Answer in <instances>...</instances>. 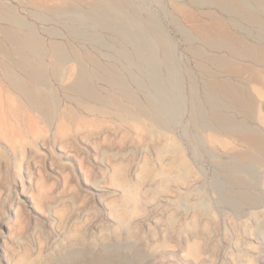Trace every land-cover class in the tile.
<instances>
[{"label":"rangeland","instance_id":"rangeland-1","mask_svg":"<svg viewBox=\"0 0 264 264\" xmlns=\"http://www.w3.org/2000/svg\"><path fill=\"white\" fill-rule=\"evenodd\" d=\"M117 1L122 13L102 15L93 12L91 0H0V27H15L23 37L27 27L9 20L10 14L18 15L33 25L45 48L40 67L45 80L40 83L13 64L18 48L0 31V96L19 95L4 77L8 69L27 85L54 95L59 111H72L77 118L65 124L55 139L53 126L39 131L48 142L38 140L35 149L30 143L38 133L18 130L15 140L24 146L20 169L9 143L0 138L11 157L0 159V264H26L27 260L39 264H264V165L238 157L247 148L238 133L218 130L213 124L202 130L197 115L200 106L210 118L205 91L213 78L228 79L249 97L260 99L264 115V97L258 96V91L264 94V81L257 84L244 71L229 74L209 57H224L236 68L252 62L216 51L203 38L226 30L256 51L264 48V41L253 24L213 0L204 4ZM56 6H73L84 14L50 10ZM149 18L154 19L152 25L146 23ZM159 36L168 41V51ZM57 44L71 60L55 66L51 61ZM195 48H200L199 53ZM255 67L263 77L264 65ZM81 68L98 94L132 106L145 128L114 104L102 106L69 90ZM110 75L121 84L109 82ZM126 89L138 106L131 104ZM152 98L165 108L168 134L173 133L183 146L192 171L188 182H170L166 190L157 184L161 164L156 147L163 140L141 113ZM88 105L94 111L86 110ZM228 112L235 120L264 131V123L244 120L234 108ZM145 163L152 174L144 170ZM234 163L242 165L248 189L227 182ZM116 168L121 171L115 173ZM120 179L138 193L140 210L127 219V227L119 225L112 212L123 195ZM242 190L257 196L258 204L245 201ZM195 245L197 252L192 251Z\"/></svg>","mask_w":264,"mask_h":264},{"label":"bare ground","instance_id":"bare-ground-1","mask_svg":"<svg viewBox=\"0 0 264 264\" xmlns=\"http://www.w3.org/2000/svg\"><path fill=\"white\" fill-rule=\"evenodd\" d=\"M191 1L197 4H204L208 0H191ZM213 1L215 4H218L219 7L221 6L222 8H224L227 12L237 13L240 15V18H244L249 23L253 24L257 29L259 39L261 41H264V0H254L257 6L251 5L249 0H213ZM90 6L93 12H95L96 14L105 15L106 11L122 13V9L120 8V4L118 3L117 0H91ZM50 10L54 11L55 13L72 12L79 16L80 15L83 16L84 14L82 11L78 10L77 8H74L73 6L72 7L66 6L64 9H61V7L56 6V7H51ZM108 14L109 13L107 12V15ZM17 16L15 14H10L9 20L18 25H24L27 27L23 37L19 35L20 32L18 29H15V27L14 28L0 27V31L6 35L10 43L14 47L18 48L17 52L19 56L13 59L12 62L14 65L20 67V69H24V71L26 70L27 74L32 79L36 80L37 82L43 83L45 79L42 73L40 72V67L43 65L44 62L43 57L45 55V48L42 45V42L37 37V35L35 34V31L32 27L33 25L31 26L30 23L29 24L25 23L21 18H18ZM152 18L151 19L149 18L150 20L146 21L147 25L151 24V22L154 21V19ZM221 22L224 23L223 20ZM222 23L221 25H223ZM136 24L138 25V23ZM200 28H203V25ZM197 29L199 30L198 26ZM206 30L208 32L210 31V29H207V25H206ZM222 30L223 29H221V31ZM203 31H205V29ZM211 34L212 36L214 35L215 37L209 38L208 36H204L203 38L204 39L203 42H205L210 48L216 51H221V50L226 51L227 53L231 54L234 57H238L244 60H250L253 64V65L247 64L236 68L235 66L232 65L231 60H228L224 57L221 56L209 57L210 60L217 62L218 65L217 67L223 70L225 69L229 74L235 72H241V71L247 72L251 76V78L255 80L257 84H260L262 83V81H264L263 80L264 76L262 77L263 74H261L257 70L259 68L256 69L255 67L256 65H264V48H261L258 51H256L254 47L251 46L250 44L245 43L244 41L242 42V38L240 40L237 36L231 34L230 32H226V30L224 33H218L215 31L214 34L213 32H211ZM158 38H160V36ZM159 42L163 46V49L165 51H168L169 49L168 41H166L163 37H161ZM19 48H22V50H19ZM199 49L195 48L194 51L196 53H199L200 51ZM2 51H3L2 45L0 43L1 54ZM65 51L57 44L53 49V58L51 64L58 66L63 62H67L69 59L71 60V58L67 56V53H65ZM209 75L213 76V74H209ZM88 76L89 75L87 71L84 68H81L74 77V79L69 83L68 89L71 90L73 93H77L81 96L87 97L93 100L94 102L95 101L102 102L103 103L101 104L102 106H104V104L108 105V103H110L111 105L114 104V106L117 107L115 108L117 111L121 112V114L122 113L126 114L127 117L130 120H132L135 124L141 125L142 128L144 126L145 128L144 123L137 118L138 117L137 113L132 108V106L131 107L126 106L120 103L117 99H110L107 96H102L98 94L92 87L88 79ZM4 77L9 82L11 88L14 91L18 92L19 95L16 96L15 98L13 96H6V97L0 96V138L6 139V141L9 143L12 159L14 158L13 159L14 164L16 163L15 164L16 168L20 169L22 165H20L18 159H21L22 156H24V146L18 145L19 142L15 140L16 137L15 133L18 130L19 131L33 130L34 134L38 133L36 139H34L33 137L34 141L30 143L32 148L35 149L38 140H40L42 144H46L48 142V137L45 134L40 133L39 131L49 130L53 126L54 132L52 136L55 139L61 132L64 131L65 129L64 126L65 127L67 126L65 124L69 123L70 121L74 122L73 119H75L76 121L77 118L75 113L72 111L70 112L59 111L58 99L51 93L44 92L39 86L27 85L24 81H22L19 77H17L15 73H13L8 69L4 70ZM108 80L112 84H121V80L115 75L108 76ZM122 86L123 85H121V87ZM125 92L127 93V96L131 104L133 106L134 105L138 106V102L133 97L131 91L126 89ZM258 96L259 98H263L264 94L258 91ZM205 100L211 110V115L210 118H207L204 114L203 109L200 106L197 108V115L199 116L200 119L201 129L208 130L210 129V125L213 124L218 128V130L221 131L227 130L238 133L245 147H247L246 150L239 152L238 157L241 158L242 160L259 163L263 166L264 165V131L261 129L251 128V126L249 127L248 125H246L247 122L245 123L244 121L235 120L234 118L231 117V115L228 112L229 108H234L245 118L244 120L255 119L259 122L264 123V115L261 112L262 104L261 101H259L260 99L257 100V98L254 99L253 97H249L247 93L243 91V89L236 87L228 79L216 80V78L215 79L213 78L208 80L207 82V90L205 91ZM157 105L158 103L156 104V101H154L152 98V101H149V108L141 107V113L147 119L149 127L156 128V130H159L157 132H160L159 135L155 131H153V133H157L159 138L163 140L162 143L156 147V157L159 159L161 164V170L158 173L159 180L157 184H158V188H161L162 190L164 189L166 190L170 182L173 181L181 182V183L188 182L187 181L188 176L192 171L188 159H186L185 155L183 154L184 152L183 146L178 141L176 136L173 135V133L168 134V132L171 131V129L169 130L170 121L168 120L165 114V110H164L165 108L162 105H159L160 106L159 108ZM86 110L92 112L94 111V107L92 105H88L86 107ZM101 110L103 109L101 108ZM8 134H10V137ZM210 138L212 140L215 139V137H210ZM34 149H31V152H33ZM1 158H4L6 161L11 160V157L9 156V152L6 151L3 147L0 148V159ZM239 164L234 163L230 166L228 171L231 177H229L227 182H229L231 185L235 184L236 186L241 187V189H244L246 187H247L246 189H248L250 183L248 182L247 178L243 176L242 174L243 170H241L242 165ZM143 168L144 170H146V172L150 174L153 173L152 170L148 167L147 163L143 165ZM120 171L121 168H116L114 172L116 173ZM154 175L157 174H153V176ZM120 180L121 181L119 185L122 188L123 195L120 203L112 207V212L114 215L117 216L119 225L127 227L128 226L127 219L129 217H133V215L136 216L137 212L140 210L137 200L138 193L129 184H127V182L124 179H120ZM245 190H242L243 192L240 191V195H242L243 199L247 201L249 204H256L258 201L257 196L250 194L251 191L250 193H248ZM170 219L171 217L169 218V220ZM103 239H105V237H103ZM196 246L197 245L191 246L192 251L197 252ZM26 264H39V263L35 260H27Z\"/></svg>","mask_w":264,"mask_h":264}]
</instances>
